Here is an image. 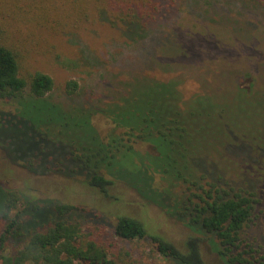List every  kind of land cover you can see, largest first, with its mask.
Returning a JSON list of instances; mask_svg holds the SVG:
<instances>
[{
    "label": "trees",
    "instance_id": "1",
    "mask_svg": "<svg viewBox=\"0 0 264 264\" xmlns=\"http://www.w3.org/2000/svg\"><path fill=\"white\" fill-rule=\"evenodd\" d=\"M158 5L159 0H0V99L17 102L15 117L1 114L0 125L10 120L26 122L35 145L24 158L35 165L46 162L37 151L41 138L58 142L61 135L73 147V160L88 185L107 195L109 187L123 182L168 212L179 211L184 216L190 210L186 225L195 234L176 244L159 233H150L140 219L118 215L112 225L117 239L99 242L85 238L80 223L69 217L73 205L55 204L51 213L35 206L27 213L29 202L25 212L20 211V192L0 183V216L6 222L0 234V264H126L129 253L115 252V240L148 238L166 264H264V245L257 243L264 239V130L257 136L259 144H244L262 173L263 181L255 190L235 188L227 181L224 185L217 181L200 183L205 174L196 175L199 169L194 160L219 153L231 136L228 128H206L198 120L204 110L227 113L237 107L241 112H252V103L264 108L263 93L237 89L228 98L204 93L184 101L175 79L147 83L149 77L145 76L125 82L112 100L92 109L82 104H61L46 96L54 85L49 74L36 71L28 82L20 74L24 57L21 50L35 31L57 35L102 14H113L120 22L130 21L136 15H152ZM179 52L181 49L172 51ZM77 88V81L66 82L68 95ZM96 110L113 124L105 137L92 123L91 115ZM210 112L205 113L210 123L218 121ZM141 142L149 150L141 152L136 147ZM234 164L244 170L241 161ZM179 185L184 188L179 190ZM254 223L263 233L250 235L248 229ZM18 240L22 241L16 243L15 250L7 247L8 241ZM131 264L151 263L139 257Z\"/></svg>",
    "mask_w": 264,
    "mask_h": 264
},
{
    "label": "rangeland",
    "instance_id": "2",
    "mask_svg": "<svg viewBox=\"0 0 264 264\" xmlns=\"http://www.w3.org/2000/svg\"><path fill=\"white\" fill-rule=\"evenodd\" d=\"M159 2V9L152 15H136L130 21L120 22L113 14H102L57 35L35 31L33 39L21 50L24 57L20 74L27 82L36 71L49 74L54 85L46 96L61 104H82L92 109L112 100L125 82L145 76L149 77L147 83L153 79H175L184 101L204 93L226 98L237 89L264 95V0ZM193 36L199 41L197 44ZM175 49L181 52L173 54ZM69 80L78 83L72 95L65 90ZM16 104L13 100L0 99V115L14 118ZM251 106L252 112L248 113L231 107L227 113L212 109L213 113L204 110L198 116L206 128L218 125L231 129L229 144L220 149L222 154L214 151L206 158L194 159L199 169L196 175L205 174L200 183L217 181L224 185L222 183L227 181L235 188L243 186L255 190L263 181L261 170L256 169V161L245 145H249L247 141L259 144L257 136L264 130V108L255 103ZM208 112L218 121L212 117L215 122L210 123V116L205 114ZM91 120L101 137L113 128L111 120L98 110L93 111ZM25 123L10 120L0 125V183L20 192V211H24L29 202L27 213L35 206L51 213L55 204H71L74 209L69 217L80 223L85 238L99 242L117 239L112 225L118 215L138 218L150 233H159L176 244L195 234L186 225L190 210L184 216L179 211L168 212L145 200L123 182L109 187L107 195L88 185L87 177L78 172V162L73 160V147L68 146L61 135L58 142L43 136L37 151L46 162L43 165L30 162L24 156L33 151L35 140ZM136 147L141 152L149 150L142 142ZM239 161L243 171L234 164ZM183 188L178 186L179 190ZM5 226L0 216V234ZM261 229L254 223L248 232L254 236ZM21 241H8L6 245L15 250ZM115 242V252L129 253L126 264L139 257L151 264H166L156 254L149 238ZM257 243L264 245V239Z\"/></svg>",
    "mask_w": 264,
    "mask_h": 264
}]
</instances>
